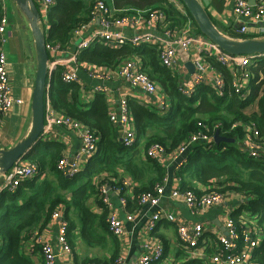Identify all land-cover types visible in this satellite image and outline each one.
Segmentation results:
<instances>
[{"label":"trees","instance_id":"obj_1","mask_svg":"<svg viewBox=\"0 0 264 264\" xmlns=\"http://www.w3.org/2000/svg\"><path fill=\"white\" fill-rule=\"evenodd\" d=\"M94 2L95 0H54V6L48 13L47 43L60 44L62 48H66L75 28L89 21ZM124 2L137 6L159 4L160 8L154 10H161L167 15V23L171 29L183 28L188 19L192 20L187 10L188 18L176 11L167 0H125ZM192 22L194 23L193 20ZM196 30L201 35L197 28ZM229 36L241 40L258 37L254 35L237 37L233 33ZM133 56L141 59V70L158 86L165 89L170 97V110L164 116H159L136 100H128V109L133 117L137 140L135 146L126 148L116 140V126L110 121L105 96L98 94L89 111L80 109L79 86L65 84L61 79L64 69L57 67L48 78L49 89L46 98H49L57 113L80 121L96 134L99 138L97 152L85 168L73 178L65 177L57 169V164L63 156L62 145L47 142H43V145L39 142L25 156L24 161L37 165L39 172L33 179L21 183L14 191L6 189L2 193L0 264H35L29 257L21 254V243L34 231L41 220L49 221L53 212L61 205L65 207V216L69 224L68 235L80 230L81 236L86 238L88 243L93 241L92 231L97 223L104 230L107 228L109 208L101 199V187L119 189L120 197L123 198L125 186L119 178V169L130 174L135 181H140L144 176L133 162V158L141 150L145 153L151 145L160 144L166 148L167 153H172L192 136L205 132L206 126L210 135L215 136L219 132L223 137L236 139V144L224 142L216 144L214 141L211 146L204 144L193 146L186 163L177 172L181 184L180 191L191 190L201 195L203 192L195 190L193 185L199 183L207 187L215 186V190L222 194L232 192L242 197L240 212L241 210L248 212L250 218L258 221L257 226L263 232L254 260L264 264V156L249 157L238 144L244 136L242 127L231 130L236 123L254 121L262 132L259 142H263L264 57L258 58L256 67L251 69L252 78L246 100H242L232 88V74L216 61L210 63L219 70L226 81L224 96L219 97L212 86L205 85L200 86L190 98L182 96L178 90L176 76L172 71L161 66L158 49L150 45L136 49L130 46L116 49L96 43L83 51L79 60L92 67L116 70L123 61ZM141 143L144 146L139 149ZM148 163L155 170V176L147 184L134 190L136 207L138 198L142 194L153 192L165 176V170L161 165L150 159ZM47 170L54 173L55 182L42 180ZM62 192L71 193V198L67 199ZM92 199L101 207V214H93L90 210L89 203ZM233 218L240 224L239 212ZM68 240L71 244L69 237ZM116 257L117 253L111 260L115 261ZM93 263L101 264L98 260L90 259L82 263L76 260L75 264Z\"/></svg>","mask_w":264,"mask_h":264},{"label":"built area","instance_id":"obj_2","mask_svg":"<svg viewBox=\"0 0 264 264\" xmlns=\"http://www.w3.org/2000/svg\"><path fill=\"white\" fill-rule=\"evenodd\" d=\"M32 1L39 10L41 26L43 28L44 24L48 25V13L54 6V0ZM167 1H169L176 11L188 18L187 11L180 0ZM232 11L237 20L241 22V26L237 29L239 35L258 36V34H264V0H261L257 6L250 5L249 0H232ZM190 21L188 19L187 25L183 28L171 29L169 23H167V15L161 10L137 11V13L127 11L116 16L111 13L105 1L96 0L92 6L89 21L75 28L72 33L70 43L72 41L75 49L71 55L64 56L69 53V47L62 48L60 44L52 45L46 41V50L49 54V70L52 73L57 67L66 68L70 63L78 64L80 54L96 43L108 45L116 49L124 46L136 49L143 45H150L158 49V58L161 66L170 71H174L177 68L179 50H182L188 59L189 56L192 57L195 72L190 83H183V81L179 83L178 90L182 96L187 98L192 97L202 85L212 86L219 97L224 96L226 81L219 70L210 63L211 61H216L232 74V88L242 100H246L249 96L248 87L252 78L251 69L256 67L257 60L260 57L232 56L221 51L217 45L206 37L191 33L187 28ZM6 23L7 19L3 16L0 21V133L5 116L17 101L13 98L7 70V56L3 51V46L6 43L4 37ZM143 23L155 29V32H140L139 30ZM128 29L134 31V34L127 35L125 32ZM43 30L45 32L48 31L45 28ZM141 66V59L138 56H133L123 61L115 74L125 84L139 90L142 94L159 97L157 83L141 70ZM212 75H215L214 79ZM95 76L99 78L108 77L107 79H109L112 75L103 71H97ZM61 79L67 85L79 82L76 73L69 72L66 69L62 73ZM98 91L105 93L103 87L99 88ZM167 99L166 95L159 97V101H156L158 107L167 108ZM109 118L111 123L122 128V144L126 148L135 146L137 134L126 99L121 100L117 112L109 113ZM55 127L70 130L81 141L80 149L74 156L70 158L63 155L57 164L59 172L67 178H73L95 156L99 138L89 127L80 121L64 114H58L53 109L49 98H47L42 142H46L47 140L53 141L54 136L52 132ZM238 127H242L244 132L241 142L238 143L241 150L251 158L264 156V137L262 139L263 142L260 143L262 132L257 123L254 121L248 123L239 122L234 124L231 130ZM212 143H214V136L209 134V129L206 126L205 132L192 136L172 153H167L163 145L153 144L146 149L145 155L148 159L163 165L171 155L174 159L182 158L184 161L186 160V154L189 153L188 151L196 144L211 146ZM38 172L39 168L37 165L24 160L18 162L10 171L3 174L0 198L4 190L14 191L21 183L37 176ZM110 189L120 194L119 189L103 186L100 189L101 199L109 208L107 217L109 232L111 235L120 238L125 233V225L111 208L108 196ZM163 197H165V186L164 184H160L153 192L142 194L136 204L138 208L146 205L156 208ZM168 197L170 200L184 204L193 215L201 214L209 208L222 205L226 199L225 194L218 192L215 188L206 190L201 195L191 190L181 192L180 189H174ZM121 204L125 207L127 205L126 199L121 198ZM238 212L240 224L234 220L233 216L228 217L225 221L228 237L225 235L219 236L216 238V242L210 244L206 240L207 229L205 226L185 223L178 225V243L191 260H188L189 264H200L195 260H202L201 257L205 256L207 249L210 248L213 250V253L209 256L210 264H261L254 260V256L261 242L262 230L252 220L248 219L243 214V211L240 212L239 210ZM126 219L129 222H133L135 216L134 214H130ZM51 220L58 224V250L63 255H72L73 249L68 240L69 224L65 216V207L59 206L53 212ZM160 223L174 224L177 223V219L172 213L158 210L148 219L145 225V232L147 234L152 233ZM247 224H249V227H247ZM34 241L35 243H40L37 239ZM40 248L44 264H55L56 255L54 247L51 244L42 243L40 244ZM164 255L165 248L162 243L159 241L148 243L145 245L144 254L136 264H156L163 259ZM124 262L122 255L115 260V264H124ZM71 264H74V262Z\"/></svg>","mask_w":264,"mask_h":264},{"label":"crops","instance_id":"obj_3","mask_svg":"<svg viewBox=\"0 0 264 264\" xmlns=\"http://www.w3.org/2000/svg\"><path fill=\"white\" fill-rule=\"evenodd\" d=\"M10 1L11 7L8 9L6 4L7 0H0V19L3 16L7 19L6 32L4 34L6 43L3 46V51L7 56V70L10 78L13 98L17 101L14 103L10 112L5 116L1 125L0 151L12 149L31 132L33 119V89L37 71L35 41L29 21L16 3L13 0ZM103 1H105L108 5L106 0ZM124 1L125 0H114L113 7L111 8L108 5L113 15L118 16L124 12L130 11L127 7H125V4L127 3ZM260 1L261 0H249L250 5L252 6H257ZM200 2L207 11L211 21L220 32L228 37H230L229 34L231 33L238 37L239 34L237 33V29L241 26V22L240 20H237L232 11V0H200ZM155 4L156 3L150 5L132 6L138 7L139 9H137V11L159 9L160 7H157ZM137 11L135 13H137ZM186 25L187 23H185L184 27ZM187 28L191 31V33L199 34L192 20ZM139 31L143 33H154L155 29H152L150 26H146V24L143 23ZM125 33L130 36L134 34V31L128 29ZM255 39H264V34H258V37ZM67 47H69V53L65 54V57L71 55L75 49L72 41ZM191 58L192 57L189 56L188 59L182 50L178 51L177 68L174 71L171 70L178 80V85L182 81L183 83H190L192 81L195 70ZM187 64L193 65V73H191L187 68ZM63 69H66L69 72H75L78 76L79 82L74 84L80 88L79 106L81 107L80 109L85 111H89L92 108L98 94H103L105 96L108 106V114L110 112H117L120 102L123 99H126L127 102L130 99L136 100L139 104L146 106L150 111L158 114L159 116H164L171 108V103L167 108L158 107L156 101L159 97L144 95L139 90L133 89L125 84L123 80L115 74L117 73V69H99L80 60L78 64L70 63ZM97 71H103L104 73H109L112 76L109 79H107L108 77L99 78L95 76ZM214 76L215 75H212L213 79L215 78ZM101 87L104 88L105 93L98 91ZM158 87L159 93H162L163 90L165 93L163 95H166L170 100V97L167 95L165 89L160 86ZM115 126L117 134L116 140L121 142L122 128L117 125ZM52 133L54 136L52 139L53 141L47 140L46 142L62 145L63 155L71 158L80 149V139L70 130L55 127L53 128ZM140 145L139 149H142L144 146L143 143ZM188 157L189 153L186 154V160L183 161L182 158L174 159L171 155L165 164L161 165V167L165 170V176L160 182V184H164L165 186V197L161 199L159 206L156 208L149 205L138 208L136 207L134 201V190L136 188H141L155 176V170L152 165L148 163L149 159L146 157L145 153L141 150V152L133 158V162L137 165L144 176V178L140 181H135L130 174H127L122 169H119V178L122 180L123 186H125L123 198L126 199L127 205L125 207L122 206L121 198L119 197L121 193L118 194L116 191L110 189L108 196L111 202V208L118 215L119 219L124 222L125 233L122 237L115 238V236H111L108 231V221L106 220V230H104L101 225H98V223L95 225V228L92 231L94 239L90 243H88L86 238L81 236L80 230H76L71 233L72 235H68L70 242H72L70 245L72 246L73 253L69 256L63 255L57 247L58 224L53 222L50 218L47 222L41 220L40 224L34 229V231L29 233L25 239H23L20 249L21 254L29 257L35 264H44L40 244L48 243L55 249V264H71L73 262L75 264L76 260L82 263V261L86 259L98 260L101 264H115L113 263L115 261L111 260L115 253H117L115 260L122 255L125 261L124 264H136L140 257L144 254L145 245L159 241L165 248V255L163 259L156 264L188 263V260H191L184 253L178 243V225L185 223L201 224L205 226L207 229L206 240L210 244L212 242H216V238L219 236L224 235L226 231V219L236 215V213L231 214L230 209L233 207L240 208L241 204H243L242 197L233 194L232 192H227L225 193L226 199L222 205L209 208L201 214L193 215L181 202L170 200L168 197L170 192L174 189H180L181 184L180 179L177 177V172H179L183 167L184 162L187 161ZM43 179L55 182V175L52 171L47 170L43 175L42 180ZM2 185L3 175H0V188ZM193 185L194 189L199 192H205L206 190L215 188V186L207 187L206 185L199 183H194ZM63 194V196L67 199L71 198V193ZM89 207L93 214L99 215L102 212L101 207L98 206L93 199L90 201ZM158 210H164L167 213L175 215L177 223H160L152 233L147 234L145 232V225L152 214ZM241 211L244 212V210ZM130 214H134L135 216V220L133 222H129L126 219V217ZM262 236L263 232L261 234V237ZM35 239H37L40 243H35ZM176 244L178 249H176ZM210 250L207 249L205 256L203 255L201 257L202 260L196 259L195 261L200 264H210L209 256L213 253L211 248ZM171 251L174 252V255L172 260L169 261L168 257Z\"/></svg>","mask_w":264,"mask_h":264},{"label":"water","instance_id":"obj_4","mask_svg":"<svg viewBox=\"0 0 264 264\" xmlns=\"http://www.w3.org/2000/svg\"><path fill=\"white\" fill-rule=\"evenodd\" d=\"M29 21L32 35L35 41L37 54V71L33 89L32 100V129L29 135L10 150L0 151V175L10 171L18 162L42 141L45 128L46 92L48 90L49 54L46 50L48 31L41 26L40 13L32 0H13ZM190 14L196 28L201 35L213 42L217 47L232 56L264 57V39H232L220 32L211 21L207 11L200 0H180ZM47 33V35H46ZM187 68L193 73V65L187 64ZM216 144L222 142L236 144L235 139L223 137L217 132L214 136ZM225 236L228 233L225 231Z\"/></svg>","mask_w":264,"mask_h":264},{"label":"rangeland","instance_id":"obj_5","mask_svg":"<svg viewBox=\"0 0 264 264\" xmlns=\"http://www.w3.org/2000/svg\"><path fill=\"white\" fill-rule=\"evenodd\" d=\"M106 1H107V3H108V5H109L110 8L113 7L114 0H106ZM6 4H7V6H8V9H10V7H11V1H10V0L8 1V0H7ZM155 5H156L157 7H160L159 4H155ZM125 7H127V8L130 10V13H135V12L137 11V9H139L138 7H136V6H132V5H130V4H125ZM145 9H146V8H145ZM9 15H10V14H9ZM43 28H45L46 31H47V30H48V25H47V24H44ZM6 53H7V50H6ZM163 94H165V93H164L163 90H162V93H159V97L164 96ZM167 104H168V106L170 105V100H169V99H167ZM238 211H239V208H238V207H233V208L230 209V213H231V214L238 213ZM224 214H225V213H224ZM243 214L246 215L248 219H251L252 222H254V224L258 225V221H257L256 219H252V218H250L251 216L249 215L248 212L244 211ZM247 227H249V224H247ZM176 249H178L177 244H176ZM173 255H174V252L171 251V253H170L169 257H168V260H169V261L172 260ZM169 264H171V263H169Z\"/></svg>","mask_w":264,"mask_h":264}]
</instances>
